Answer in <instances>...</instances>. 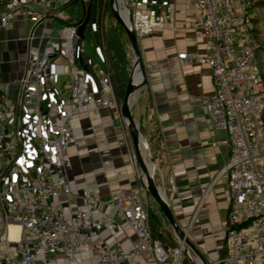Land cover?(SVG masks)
<instances>
[{
	"label": "built area",
	"instance_id": "1",
	"mask_svg": "<svg viewBox=\"0 0 264 264\" xmlns=\"http://www.w3.org/2000/svg\"><path fill=\"white\" fill-rule=\"evenodd\" d=\"M69 1L0 0V27L21 16L29 21L26 41L38 42L29 47L12 99L7 85L0 89V240L9 249L0 251V264H36L59 251L65 264H73L88 246L94 262L79 264H139L145 252L156 264L164 263L169 254L147 224L146 188L114 198L112 216L96 215L100 200L89 188L82 191L80 208L71 204L65 156L74 141L72 119L80 105L97 112L116 104L104 55L89 41L98 31L99 10L95 7L92 21L65 24L62 7ZM125 1L137 39L163 25L170 3ZM113 7L123 16L119 0ZM191 7L198 17L189 27L206 40L207 53L176 55L210 68L214 92L194 100L203 105L212 128L227 133L229 151L222 169L229 195L225 254L214 264H264V80L256 64L251 3L194 0ZM123 222L135 237L129 245L91 244L92 235L118 231ZM13 225L32 240L19 239L10 247Z\"/></svg>",
	"mask_w": 264,
	"mask_h": 264
},
{
	"label": "crops",
	"instance_id": "2",
	"mask_svg": "<svg viewBox=\"0 0 264 264\" xmlns=\"http://www.w3.org/2000/svg\"><path fill=\"white\" fill-rule=\"evenodd\" d=\"M193 1L170 0L163 25L138 38L145 84L134 98L131 113L157 164L156 181L164 190L176 223L188 231L206 259L216 261L225 254L229 195L227 175L222 169L227 164L229 151L227 133L213 129L203 105L194 100L197 96L213 94L210 68L192 60L182 62L176 55L180 52L199 56L207 53L206 40L189 27L198 17V12L191 7ZM48 12L50 15L56 13ZM45 28L51 30L50 21L45 23ZM28 29L29 21L21 16H16L7 28L0 27V48L11 46L18 55L13 64H8L3 62L0 52V89L7 85L11 99L29 47L38 45L36 39L30 43L26 41ZM36 33L40 34V28ZM130 56L131 51L127 49V59ZM129 68L131 76L132 63ZM114 100L116 109L97 112L91 105H80L72 119L74 141L65 156V179L74 195L71 204L80 208L82 191L89 188L100 200L98 216L114 214V198L133 189H145L138 165L130 157L134 149L119 111L122 101L115 95ZM51 202L56 203V199ZM146 205L150 214L148 228L161 239L170 232V225L148 191ZM12 227L16 230L13 239L10 237ZM167 236L179 246L173 233ZM8 239L12 248L19 239L32 240L18 226L9 228ZM134 240L124 222L118 231L105 229L91 236V244L117 242L126 246ZM0 251L9 252L5 240H0ZM75 258L73 264L93 263L95 255L88 246L85 254ZM36 264H65L63 253L59 251L46 260L39 259ZM139 264L156 263L151 254L145 252ZM160 264H172V259Z\"/></svg>",
	"mask_w": 264,
	"mask_h": 264
},
{
	"label": "water",
	"instance_id": "3",
	"mask_svg": "<svg viewBox=\"0 0 264 264\" xmlns=\"http://www.w3.org/2000/svg\"><path fill=\"white\" fill-rule=\"evenodd\" d=\"M119 1L122 5L123 16H121L120 13L117 11V9L113 7V0L108 1L110 3L109 7L115 21L118 23V25L125 33L131 51V56L127 59L126 63L122 67L123 69H121V72L119 74L118 82L123 91L122 94L123 101L119 106V111L123 123L129 133L130 143L132 148L134 149L133 156L136 165H138L137 168L142 183L147 189L148 193L152 196V198H154L162 215L164 216L170 227L173 229V232H175L176 236L178 237V241H179L178 252H183L191 264H214V261H210L206 259L203 253L192 242V240L188 236V231L186 229H183L176 223L174 217L172 216V212L168 205L163 188L160 185H158L157 181L154 179V173H151L149 168L147 167V163L149 161L152 162L154 167H156L157 164L153 160L150 154L149 145L146 139L144 138L142 133H140L138 124L134 119V117L132 116L131 109L134 103V97L132 95L131 88L127 84L124 90V84H123V78L126 72L128 71L130 63L132 64L138 63V68L142 75V85L145 84V71L143 70L144 66L140 58L138 39L132 27V21H130L131 15L129 8L125 0H119ZM127 110H129V115L127 119H125V114Z\"/></svg>",
	"mask_w": 264,
	"mask_h": 264
},
{
	"label": "trees",
	"instance_id": "4",
	"mask_svg": "<svg viewBox=\"0 0 264 264\" xmlns=\"http://www.w3.org/2000/svg\"><path fill=\"white\" fill-rule=\"evenodd\" d=\"M251 3L250 10L253 12V36L256 40L257 38V25H258V15H256L255 10L259 9L260 7H264V0H248ZM72 3H79L80 4V19L76 23H69L68 19L62 20L65 24H72V25H78L79 22L82 23L85 20L92 21L94 17V9L95 7L99 10V16L97 18L98 20V31L96 34H93L89 37V41L92 40L93 46H98L100 50L102 51V54L105 58V63L103 65L105 72L109 75L110 81L112 85L117 84V78L120 69H122V66L124 65L126 59H127V49H128V40L121 29V27L118 25V23H114L112 26L104 27L103 18L105 15V9H106V0H70L69 3H67L65 6H69ZM88 11V13H87ZM91 42V41H90ZM263 51L264 52V43L257 44L256 41V50H255V56H256V64L258 68L260 69V72L262 74L263 80H264V63L261 62L257 57V52ZM130 69V68H129ZM130 72L129 70L126 72L124 76V90L126 88L127 81L129 79ZM133 82V79H132ZM110 84V85H111ZM262 120L264 121V113ZM264 125V122H263ZM149 219V216H148ZM151 237L153 239H157L154 235V233L150 232ZM153 234V236H152ZM163 240V238H161Z\"/></svg>",
	"mask_w": 264,
	"mask_h": 264
},
{
	"label": "rangeland",
	"instance_id": "5",
	"mask_svg": "<svg viewBox=\"0 0 264 264\" xmlns=\"http://www.w3.org/2000/svg\"><path fill=\"white\" fill-rule=\"evenodd\" d=\"M107 4H106V9H105V15H104V18H103L104 27L112 26V25H114V23H117L115 21L114 17L112 16V13H111L110 9H108ZM62 11L64 12L63 13V19L64 20L68 19L69 23H76L80 19L79 18L80 17V4L79 3H72L69 6L62 7ZM255 13H256V15H258V25H257L258 31H257V38H256V40L254 38V40H255V44H256V41H257V44L259 45V43H264V7H260L259 9H256ZM19 36L21 37V35H19ZM90 41H91L90 43L93 45L92 40H90ZM10 47L11 46L7 47V45H4L2 48H0L1 49L0 52L2 54L3 62L8 63V64H10V63L13 64V62L17 60L18 55H17V52H14V50H12L13 48H10ZM129 50H130V47H129V44H128V51ZM257 56H258L257 58L261 62L264 63V52L263 51H258L257 52ZM125 63H126V61H125ZM263 71H264V69H263ZM120 72H121V69L119 71V74H120ZM119 74H118V78H117V84H115V85L111 84V86H112L113 94L121 102V101H123L122 100L123 91H122V88H121V86H120V84L118 82ZM128 81H129V79H128ZM128 81H127V83H128ZM123 84H124V80H123ZM128 135H129V133H128ZM150 154H151V152H150ZM130 157H131L132 160H134L133 153H131ZM154 179L155 180L157 179L156 168H155V171H154ZM168 229H169V231L171 233H173L176 236L175 232H173V229L171 227L168 226ZM170 232H168V233H170ZM168 233H166L165 235H162L163 240L159 239V242L167 250V252L169 254V258L172 259V261H174V259L178 258V264H191L183 252H179V253L175 252V249L178 251V245L176 243L170 242L168 240V236H167ZM152 236H153V234H152Z\"/></svg>",
	"mask_w": 264,
	"mask_h": 264
},
{
	"label": "bare ground",
	"instance_id": "6",
	"mask_svg": "<svg viewBox=\"0 0 264 264\" xmlns=\"http://www.w3.org/2000/svg\"><path fill=\"white\" fill-rule=\"evenodd\" d=\"M122 14H123V12H122ZM135 73H137V74L135 75ZM134 75H135V79L132 82ZM127 84L131 88L133 97L136 98L138 91L142 88V75H141V72L138 68V63L132 64L131 76H130V79H129ZM128 115H129V110L126 111L125 119H127ZM147 167L149 168L151 173H154V170L156 167H154L152 162L149 161L147 163ZM13 226H15V225H13ZM14 229H16V228H14ZM10 237L12 239L16 237V230H13V227L10 230Z\"/></svg>",
	"mask_w": 264,
	"mask_h": 264
}]
</instances>
